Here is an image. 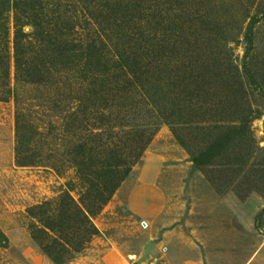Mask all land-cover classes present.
<instances>
[{
  "label": "rangeland",
  "instance_id": "rangeland-1",
  "mask_svg": "<svg viewBox=\"0 0 264 264\" xmlns=\"http://www.w3.org/2000/svg\"><path fill=\"white\" fill-rule=\"evenodd\" d=\"M85 4L63 2L62 10H86ZM148 4L144 8L154 12ZM159 4L166 15L159 22L150 18L148 29L150 37L161 35L165 42L159 68L167 90L161 95L153 82L150 109L138 123L161 125L131 177L92 218L99 236L64 264H264V0ZM97 17L106 30L104 15ZM254 17L261 19L248 49ZM102 34L120 48L119 27ZM77 75L66 72L33 85L18 82L11 70L12 95L0 101V232L7 241L0 246V264H54L32 239L31 227L39 223L28 210L46 202L55 210L64 194L78 200L83 191L72 141L61 126L85 92ZM178 78L188 86L179 97L172 91ZM19 114L42 133L22 146L15 133ZM126 138L114 127L101 139ZM19 150L34 151L39 164L19 166Z\"/></svg>",
  "mask_w": 264,
  "mask_h": 264
},
{
  "label": "trees",
  "instance_id": "trees-1",
  "mask_svg": "<svg viewBox=\"0 0 264 264\" xmlns=\"http://www.w3.org/2000/svg\"><path fill=\"white\" fill-rule=\"evenodd\" d=\"M68 1L90 6L86 10L63 11V2ZM142 1L153 3L154 12L149 6L144 8V3L139 4ZM159 3L160 0H0V101L12 95V69L15 79L22 83L45 84L66 72H75L85 84L84 94L72 102L61 124L72 141V156L83 191L78 200L64 194L55 210H49L48 202L28 210L29 216L39 223L31 227L32 239L54 264H64L81 254L99 236L92 218L100 214L122 182L131 177L132 167L139 162L161 125L138 123L140 113L150 109L148 88L153 82L161 95L167 90V79L159 68L165 42L161 35L150 37L148 29L150 18L159 22L166 15L159 10ZM121 4L130 10L114 7ZM138 8L143 12L140 19H137ZM100 14L106 19V30L98 20ZM260 19L254 17L250 22L246 36L248 49L252 45L253 26ZM91 24L97 30L88 31ZM113 26L121 31L120 48L110 39L101 38L102 31H112ZM131 44L126 50L124 45ZM244 69L250 73L246 64ZM156 75L159 77L154 78ZM183 75L182 72L181 78ZM178 80L172 85L177 97L188 87L181 85L184 80ZM156 113L160 119L165 117L158 110ZM16 116L15 133L20 146L42 134L24 115ZM114 127L126 134V140L103 142L102 136ZM175 131L176 138L184 145ZM39 157L34 151L22 154L19 150L17 164L35 166ZM194 162L200 165L198 159ZM6 242L0 232V246L5 247Z\"/></svg>",
  "mask_w": 264,
  "mask_h": 264
}]
</instances>
